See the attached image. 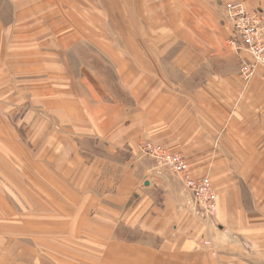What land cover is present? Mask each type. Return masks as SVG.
<instances>
[{"label": "crops", "instance_id": "1", "mask_svg": "<svg viewBox=\"0 0 264 264\" xmlns=\"http://www.w3.org/2000/svg\"><path fill=\"white\" fill-rule=\"evenodd\" d=\"M11 3L0 12V264H253L249 249L264 261L263 71L241 76L252 58L229 45L225 9L264 16V0H169L164 23L152 6L124 16L121 52H108L117 85L77 62L92 19ZM143 141L211 178L214 218Z\"/></svg>", "mask_w": 264, "mask_h": 264}, {"label": "rangeland", "instance_id": "2", "mask_svg": "<svg viewBox=\"0 0 264 264\" xmlns=\"http://www.w3.org/2000/svg\"><path fill=\"white\" fill-rule=\"evenodd\" d=\"M13 1L24 5L21 7L24 8L22 11L31 17L40 14L42 16H60L61 13L63 17L77 18L79 22L87 21L89 24L90 19H92L93 30L91 33L93 34V40L80 43L82 45L81 49L86 51L87 57L77 58V62L81 64L86 61L87 65H93L95 69L103 72L106 77L111 78V85H117L116 75L112 67L116 65L113 61L117 60L118 55L117 53L110 55L108 52L109 50L121 52V45H119L121 43V29H127V27H121V19L126 24L124 20L126 15L132 19L135 16L137 17L138 13L143 18L151 17L149 6H152L155 12L154 17L158 18L156 15L158 12L161 14L159 17L163 18L161 22L164 23L166 20L164 15L165 5L169 0H0L2 16L9 18L11 13L14 12L11 7ZM38 4H46L47 8L43 10L37 6ZM49 5L53 6L50 7ZM143 28L147 32L153 33L152 35H164L168 32L169 27H166L165 24L153 25L148 23ZM88 33L90 32L88 31ZM119 58L121 59V54ZM248 204L250 203L248 202ZM249 252L254 255L253 264H264V261L257 257L256 250L249 249Z\"/></svg>", "mask_w": 264, "mask_h": 264}, {"label": "built area", "instance_id": "3", "mask_svg": "<svg viewBox=\"0 0 264 264\" xmlns=\"http://www.w3.org/2000/svg\"><path fill=\"white\" fill-rule=\"evenodd\" d=\"M225 9L231 29L229 45L236 50L245 51L252 58V62L241 64V76L249 81L258 69H262L264 81V16L262 12L250 10L242 3H228ZM139 150L179 177L193 197L197 214L204 219L215 217L217 192L210 177H193L183 154L172 151L163 144L143 141ZM203 244L205 247H211L210 241H204Z\"/></svg>", "mask_w": 264, "mask_h": 264}, {"label": "bare ground", "instance_id": "4", "mask_svg": "<svg viewBox=\"0 0 264 264\" xmlns=\"http://www.w3.org/2000/svg\"><path fill=\"white\" fill-rule=\"evenodd\" d=\"M143 154V153H142ZM215 213L217 214V205H216V211H215ZM216 214H215V216H216Z\"/></svg>", "mask_w": 264, "mask_h": 264}]
</instances>
